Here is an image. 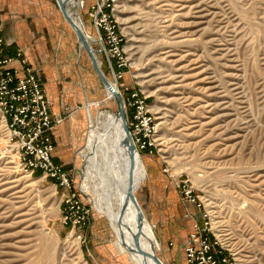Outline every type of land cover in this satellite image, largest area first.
I'll return each instance as SVG.
<instances>
[{
  "label": "rangeland",
  "instance_id": "rangeland-1",
  "mask_svg": "<svg viewBox=\"0 0 264 264\" xmlns=\"http://www.w3.org/2000/svg\"><path fill=\"white\" fill-rule=\"evenodd\" d=\"M35 1L38 7L31 0H0V24L25 6L41 27L47 12L42 4L50 6L53 42L42 52L55 68L59 110L53 112L62 118L55 127L53 160L71 173L90 218L79 240L61 218L60 190L40 171L20 169L0 119V264H130L83 181L86 103H92L96 119L99 112L116 113L117 102L106 97L90 58L77 49L56 1ZM79 2L87 31L97 39L88 18L93 0ZM109 2L123 38L125 70L118 88L148 96L157 124V151L140 152L147 177L137 197L160 247L146 233L143 240L164 264H185L182 245L190 216L205 213L210 236L235 264H264V0ZM95 48L101 70L114 80L101 45ZM32 65L44 86L42 70ZM24 176L30 181H18ZM187 189L194 202L185 198Z\"/></svg>",
  "mask_w": 264,
  "mask_h": 264
},
{
  "label": "built area",
  "instance_id": "built-area-1",
  "mask_svg": "<svg viewBox=\"0 0 264 264\" xmlns=\"http://www.w3.org/2000/svg\"><path fill=\"white\" fill-rule=\"evenodd\" d=\"M88 18L95 28L100 51L116 59L118 67L122 61L123 38L110 14V2L93 0ZM109 19V20H108ZM103 33V34H102ZM113 70V69H112ZM113 77H123V72L113 70ZM124 108L128 134L135 149L153 155L158 149L155 138L157 124L150 109L148 96L136 89L123 86L117 92ZM0 115L8 133V142L17 153L20 168L26 172L40 171L43 178L54 182L61 194L60 213L63 223L71 225L77 238L82 240V229L87 226L90 209L82 202L75 189L71 173L53 160L54 143L51 132L62 122L53 112L51 101L43 88L37 70L22 48L9 51L0 24ZM185 198L194 202L192 190H185ZM191 228L183 242L185 264H235L233 257L223 251L217 238L210 236L209 216H190Z\"/></svg>",
  "mask_w": 264,
  "mask_h": 264
},
{
  "label": "bare ground",
  "instance_id": "bare-ground-1",
  "mask_svg": "<svg viewBox=\"0 0 264 264\" xmlns=\"http://www.w3.org/2000/svg\"><path fill=\"white\" fill-rule=\"evenodd\" d=\"M55 1L57 8L60 11V8L57 4V0ZM63 1L64 8L67 12L69 19L76 27V30L83 34L90 48L94 62L99 68L103 77L109 82V86H106V88L104 87L106 91V97L113 98L115 95L114 93L118 92L119 88L116 79L114 78V80L111 81L110 79L106 78L103 71L101 70L102 60L97 55L99 48H95V44L99 42V38L97 37L96 39L87 31L84 16L81 13L79 0ZM66 23L69 25L67 21ZM69 27L71 28V26ZM73 33L76 37L75 40L76 46L78 47L77 49L83 50L87 54L82 42L78 40L77 35L74 31ZM91 105V102H87L85 107L90 125L85 144V148L88 150V153L85 156V161L88 164V169L83 181L91 187V190L94 191L97 199L95 207L99 211V213L108 220L110 228L115 236V243L117 247L120 248L121 251L125 254L129 263L150 264L148 263L144 253L140 252L139 246L135 240L136 215L132 204H125V194L123 192V187L120 186L121 180L117 168L116 151L118 149V146L120 145V135L121 137H125L121 127V123L120 121H118V116H116V113L110 112H99L96 119H94L90 112ZM0 119L2 120V122H4L3 117H0ZM109 133H111L110 136ZM117 136H119L118 141L116 139ZM126 163V166H131V173L127 174V176L123 180L124 186L130 185L133 188L136 200L137 202H139L137 192L139 189H141L142 184L144 183V180L147 177V171L143 162V158L137 150H132L129 156L127 157ZM18 181L27 182L30 181V179H28V176H24L19 178ZM123 207L125 209L123 215L120 216V212ZM145 233L151 237L153 245L156 248H159V239L157 235L153 232L151 225L146 219L144 234ZM141 242L143 243L142 245L144 247L150 245L149 243L143 240V235L141 237ZM156 256L158 260L162 264H164L157 254Z\"/></svg>",
  "mask_w": 264,
  "mask_h": 264
},
{
  "label": "crops",
  "instance_id": "crops-1",
  "mask_svg": "<svg viewBox=\"0 0 264 264\" xmlns=\"http://www.w3.org/2000/svg\"><path fill=\"white\" fill-rule=\"evenodd\" d=\"M31 3L38 7L37 1L31 0ZM42 5H44L45 10L47 11L44 12L45 15L40 17V20L44 22L43 26H41L45 30V33H43V31L41 32L43 33V36L40 33L41 27L39 26V19L34 16V11H32V9H27L25 6L22 8L23 10H18L19 14H14L12 16L8 15L3 22L4 24L1 23V25L3 27L4 39L8 45H11L9 51L16 47L22 48L32 64H35L42 70L44 90L49 95L53 111H56L59 110L57 92L54 90V78L57 76L53 64L49 61L47 62L46 56L42 52V47L46 48L45 51L51 47L50 42H53V40L49 39L51 38L53 28L52 24H49V21L47 22V19L49 18H47V15H49L50 6L46 7L45 4ZM70 89L72 88L70 87ZM56 128L51 132L53 143L56 138Z\"/></svg>",
  "mask_w": 264,
  "mask_h": 264
},
{
  "label": "water",
  "instance_id": "water-1",
  "mask_svg": "<svg viewBox=\"0 0 264 264\" xmlns=\"http://www.w3.org/2000/svg\"><path fill=\"white\" fill-rule=\"evenodd\" d=\"M57 4L60 8V11H61L64 19L69 23V26H71L73 31L76 33L78 40L80 42H82L84 49L86 50L88 56L91 59L92 67H93L95 74L97 75L99 81L102 83V86L106 88V86H109V82L103 77L102 73L100 72L99 68L97 67L96 63L94 62L90 48H89L87 41L84 38L83 34L76 30V27L74 26V24L69 19L67 12L65 11V8H64V1L63 0H57ZM114 94L115 95L113 98H115V100L117 102L116 116H118V121H120V123H121V127L123 130L124 136H125V137H121V135H120L121 138L119 136H117V138H116L117 141H118V137H119V139H121L120 145L118 146V149L116 151L117 168H118V172H119L120 180H121L120 186L123 187V192H124L125 198H126L125 204L131 203L133 208H134L135 215H136L135 240L139 246L140 252L144 253L148 263H150V264H162L158 260L156 253H155V250H154L152 245H149L147 247H144L142 245L143 243L141 242V237H142V235L144 233V229H145V218L143 217L141 208H140V206L136 200L133 188L130 185L124 186L123 180L125 179L127 174L131 173V166L130 165L126 166L127 157L129 156V154L132 150L136 151V149H135L133 143L131 142L129 134H128V129H127V125H126L122 101H121L120 97L118 96L117 92H115ZM110 135H111V133H109V136ZM132 165H134V164H132ZM124 207L122 208V210L120 212V216L123 215V212L125 209Z\"/></svg>",
  "mask_w": 264,
  "mask_h": 264
},
{
  "label": "trees",
  "instance_id": "trees-1",
  "mask_svg": "<svg viewBox=\"0 0 264 264\" xmlns=\"http://www.w3.org/2000/svg\"><path fill=\"white\" fill-rule=\"evenodd\" d=\"M110 62H111V65H112V68H113L114 71H115L116 69H117V70L120 69V70H122V71L125 70V67H124V66L118 67V62H117L116 59L112 58V59L110 60ZM54 161H55L56 163L58 162V161H56L55 159H54ZM63 168L65 169V167H63Z\"/></svg>",
  "mask_w": 264,
  "mask_h": 264
}]
</instances>
